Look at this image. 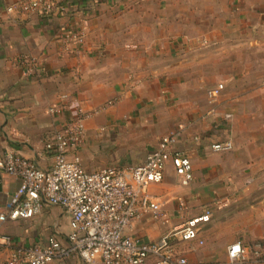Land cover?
<instances>
[{"label": "crops", "instance_id": "obj_1", "mask_svg": "<svg viewBox=\"0 0 264 264\" xmlns=\"http://www.w3.org/2000/svg\"><path fill=\"white\" fill-rule=\"evenodd\" d=\"M13 1L0 0V156L13 149L48 168L43 142L78 107L89 112L77 150L86 171L142 162L145 146L176 132L192 179L183 182L168 162L163 180L148 187L164 219L145 212L128 232L154 241L207 208L212 216L196 239L172 242L187 264H237L228 245L264 244V0H70L17 18L5 10ZM78 28L84 55L60 52L58 36ZM22 55L36 60L29 72L16 63ZM218 83L223 89L210 102L207 91ZM64 100L60 114L47 111ZM239 118H249L246 131ZM241 133L254 138L242 142ZM229 136L231 150L210 149ZM18 184L0 169V210ZM68 229L63 209L47 204L0 225L22 246ZM49 264L103 263L72 254ZM242 264H264V252L249 251Z\"/></svg>", "mask_w": 264, "mask_h": 264}, {"label": "built area", "instance_id": "obj_2", "mask_svg": "<svg viewBox=\"0 0 264 264\" xmlns=\"http://www.w3.org/2000/svg\"><path fill=\"white\" fill-rule=\"evenodd\" d=\"M70 0H15L6 4L12 17H27L37 13L61 10ZM59 50L76 57L84 55L85 32L71 29L58 36ZM34 57L19 56L16 63L26 72L32 70ZM78 73V71H77ZM223 84L207 91L210 102H215ZM113 100L107 102L112 104ZM67 108L65 100L47 109L60 114ZM89 112L78 107L75 117L56 128L43 142L44 150L52 155V164L42 168L36 161L9 149L0 156V169L18 179L16 190L0 210V225L7 220L31 218L44 205L60 206L68 216V231L63 235L49 234L42 242L22 246L14 238L0 231V264H49L55 259L78 254L85 262L98 258L103 264H187L173 246L174 240L196 239L201 223L210 221V209L188 218L163 233L157 240L143 241L131 235L128 229L143 213L162 221L165 213L148 193L152 183L163 180L168 162L183 182L192 179L191 161L175 147L177 133L163 135L142 162L128 165H105L86 171L77 150L85 140L84 120ZM213 152L232 149L230 140L212 142ZM249 251L264 252V244L256 248L235 242L227 246L230 263L242 264ZM218 264V263H212Z\"/></svg>", "mask_w": 264, "mask_h": 264}, {"label": "rangeland", "instance_id": "obj_3", "mask_svg": "<svg viewBox=\"0 0 264 264\" xmlns=\"http://www.w3.org/2000/svg\"><path fill=\"white\" fill-rule=\"evenodd\" d=\"M227 119V118H226ZM226 119L224 118L223 119V121H226ZM243 120H241L240 118H239V120L237 119V126H238V128L240 129V127L242 126V128L246 131L247 130V128H248V125H249V118H242ZM258 121H259V119L260 118H256ZM258 121H256V128H258ZM226 127H228V126H226ZM254 129H255V126L253 127ZM241 136H243L242 138H241V141L242 142H248V140L251 138H254L253 136L251 137L250 136V134L248 135V134H246V133H241ZM245 136H248V138H244ZM250 136V137H249ZM231 136H229V140L232 142V145H233V139H232V137L230 138ZM236 137H237V139H239V137L236 135ZM144 144H147V142H145ZM148 149H147V146H145L144 147V152H145V154L147 155V153H148ZM140 152H141V150H140ZM139 152V153H140ZM146 155H145V157H146Z\"/></svg>", "mask_w": 264, "mask_h": 264}]
</instances>
